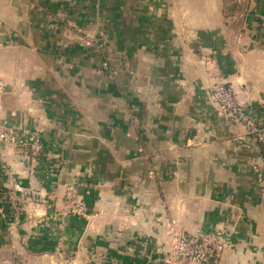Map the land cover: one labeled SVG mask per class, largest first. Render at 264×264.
I'll use <instances>...</instances> for the list:
<instances>
[{
    "label": "crops",
    "instance_id": "1",
    "mask_svg": "<svg viewBox=\"0 0 264 264\" xmlns=\"http://www.w3.org/2000/svg\"><path fill=\"white\" fill-rule=\"evenodd\" d=\"M0 78V264H264L261 149L208 99L264 130V0H0Z\"/></svg>",
    "mask_w": 264,
    "mask_h": 264
},
{
    "label": "built area",
    "instance_id": "2",
    "mask_svg": "<svg viewBox=\"0 0 264 264\" xmlns=\"http://www.w3.org/2000/svg\"><path fill=\"white\" fill-rule=\"evenodd\" d=\"M101 67L107 69L108 63L106 61L102 62ZM2 91L3 86L0 78V99ZM208 99L223 115H227L247 128L261 149L264 165V130L255 125L250 112L245 111L246 109L236 101L233 89L223 82H217L209 89ZM18 142L21 148L26 150L27 156L32 162L37 163L43 157L45 149L38 132L20 137ZM64 202L69 214H75L82 218L88 216L87 208L78 197L75 187L69 186L66 188ZM219 252V246L212 240L210 235L182 233L176 238L167 264H216Z\"/></svg>",
    "mask_w": 264,
    "mask_h": 264
}]
</instances>
